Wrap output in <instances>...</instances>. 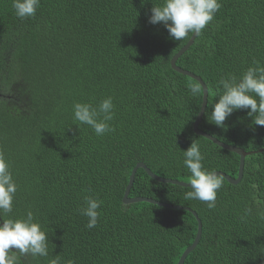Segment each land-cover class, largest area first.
I'll return each mask as SVG.
<instances>
[{
    "label": "trees",
    "instance_id": "trees-1",
    "mask_svg": "<svg viewBox=\"0 0 264 264\" xmlns=\"http://www.w3.org/2000/svg\"><path fill=\"white\" fill-rule=\"evenodd\" d=\"M214 20L178 59L202 79L208 103L199 128L250 153L243 178L223 177L216 207L186 199L192 188L160 183L134 168L190 183L183 151L193 140L209 171L239 176L241 158L198 136L194 123L203 87L172 68L193 34L170 38L163 23H149L163 0H40L36 14L16 16L13 0H0V149L18 185L10 218L31 210L48 234V256H20L18 264H264V126L250 109L234 111L221 128L211 123L222 94L221 77H241L264 66V0H219ZM199 85L193 95L190 85ZM114 104V129L102 136L74 120L75 103ZM85 197L103 201L97 226L86 227ZM191 209L197 214L187 210ZM5 217V218H8Z\"/></svg>",
    "mask_w": 264,
    "mask_h": 264
},
{
    "label": "clouds",
    "instance_id": "clouds-1",
    "mask_svg": "<svg viewBox=\"0 0 264 264\" xmlns=\"http://www.w3.org/2000/svg\"><path fill=\"white\" fill-rule=\"evenodd\" d=\"M17 17L24 19L36 14L40 0H13ZM219 0H163V4L151 9L149 23L161 24L167 29L171 39L181 41L189 34L200 35L221 8ZM254 66L247 68L241 77L228 75L218 81L222 85V94L212 105L210 122L224 128L226 119L234 111L250 109L248 115L255 118V125L264 126V66L254 61ZM192 94L201 92L200 86L190 85ZM112 97L103 99L98 106L91 103L77 102L73 106L74 120L90 126L97 136H102L114 129L109 121L114 119ZM184 166L190 172L192 191L186 199H196L207 203L209 209L216 207L217 192L223 186V177L204 167V155L200 146L193 140L190 147L183 151ZM18 185L13 178L10 165L0 149V264H18V257L31 254L33 257L48 256V234L42 224L35 220L31 210L21 218H10ZM103 201L85 197V207L81 209L88 218L87 228L97 226ZM8 217V218H5ZM15 250V252L13 251ZM50 264H61L58 255ZM68 264H74L69 261Z\"/></svg>",
    "mask_w": 264,
    "mask_h": 264
},
{
    "label": "water",
    "instance_id": "water-1",
    "mask_svg": "<svg viewBox=\"0 0 264 264\" xmlns=\"http://www.w3.org/2000/svg\"><path fill=\"white\" fill-rule=\"evenodd\" d=\"M196 38H197V36L193 34L192 37L190 38V40L188 41V43L173 57V59L171 61V65H172V68L175 71L194 78L195 80H197L202 85L203 92H204V94H203V102H202L201 110H200V112H199V114L197 116V119H196L195 123H194V131H195V133L198 136H202V137L212 141L216 145H218V146H220V147H222V148H224V149H226L228 151L234 152V153H236V154H238L240 156V158H241L240 170H239V176H238L237 179H234V178H232V177H230V176H228V175H226V174H224L222 172H216L217 175H221L222 177H224L231 184H238V183L241 182V180L243 178L244 167H245V158L250 153L245 152L243 149H240V148L225 144V143L219 141L217 138L213 137L212 135L202 131L199 128V125H200V123H201V121L203 119V116L205 114V110H206V107H207V103H208V88H207V86L205 85V83L202 81V79L200 77L195 76L194 74H192V73H190V72H188L186 70L181 69L176 64L178 59L194 44ZM139 168L144 169L151 178H153L154 180H156V181H158L160 183L174 184V185H179V186L185 187V188H191L190 183L180 182L178 180H171V179L161 178V177L155 175L145 164L139 163V164H137V166L134 168V170L132 172L129 185H128L127 190L125 192L124 200H123V202L125 204H132V203H138V202H149V203H152V204H155V205H158V206H161V207H165V208L183 209L180 206H172L170 204L161 203V202L155 201L153 199H149V198H144V197L131 198V197H129L131 188H132L133 183H134L136 172H137V170ZM186 209L191 211V212H193L191 209H188V208H186ZM193 214L197 217V214L195 212H193ZM198 222H199V228H198V233H197V236L195 238V241L191 244V246H189L185 250V252L183 253L180 261L178 262V264H184L185 263V260L187 259L188 255L197 247V245H198V243H199V241L201 239V236H202V222L199 219H198Z\"/></svg>",
    "mask_w": 264,
    "mask_h": 264
}]
</instances>
